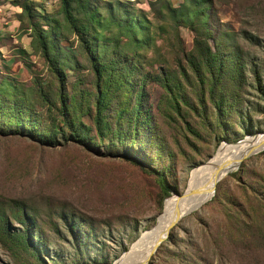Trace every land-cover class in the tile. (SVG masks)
Segmentation results:
<instances>
[{"label": "rangeland", "instance_id": "obj_1", "mask_svg": "<svg viewBox=\"0 0 264 264\" xmlns=\"http://www.w3.org/2000/svg\"><path fill=\"white\" fill-rule=\"evenodd\" d=\"M38 1L59 21L57 49L68 58L63 65L67 85L75 78L80 80L78 84L89 85V64L74 32L61 19L59 0ZM108 1L114 7L115 0H94L91 5L103 21L109 19L104 18ZM122 1L131 14L142 13L147 35L146 43L120 35V50L132 53L129 55L144 73L176 72L194 106L179 100L180 111L172 112L162 86L151 78L145 80L142 106L154 125L149 132L161 136L171 155L167 161L150 148L136 152L144 161L166 167L165 180L172 190L165 195L154 174L128 159L103 153L101 147L98 151L87 149L72 141L50 146L26 135L0 132V214H7L10 229L20 228L8 214L15 205L23 204L48 245L42 260L36 261L21 249L11 250L0 239V264H113L159 222L169 199L187 193L177 197L189 188L194 168L210 161L222 145L264 142V134L239 140L245 132L233 110L223 116L233 124L218 131L209 125L208 118L213 120L216 110L206 84L195 80L184 56V51L192 48L194 34L188 26L173 21L161 0ZM169 1L177 5L182 0ZM203 7L210 46L215 47L223 37V50L233 47L242 55L245 83L239 90L240 106L255 128L251 134L264 132V0H205ZM19 11L10 0H0V82L12 76L17 90L34 100L36 82L53 87L55 78L43 56L29 44V27ZM99 24V40L115 32L116 25L102 29ZM136 36L141 38L143 33L138 31ZM252 66L259 72L257 83ZM221 134L227 138L221 139ZM254 151L217 180L210 198L169 227L145 264H264V239L240 241L230 236L237 228L232 216L240 217L237 203L231 201H242L243 194L250 192L249 184H257L258 175L264 173V146ZM240 164L245 170L242 174ZM59 213L65 220L73 217L93 227L96 237L87 248V256L71 246V233L57 217ZM52 222L56 227H51Z\"/></svg>", "mask_w": 264, "mask_h": 264}, {"label": "trees", "instance_id": "obj_2", "mask_svg": "<svg viewBox=\"0 0 264 264\" xmlns=\"http://www.w3.org/2000/svg\"><path fill=\"white\" fill-rule=\"evenodd\" d=\"M10 1L19 6L18 15L27 21L29 27V44L43 56L48 70L54 75L55 85L50 87L36 82L35 98L30 100L17 90L12 76H5L0 82V132L26 135L50 146L72 141L87 149L96 148L98 151L101 147L103 153L128 159L154 174L161 191L168 195L172 188L165 180L166 167L154 166L136 152V149L150 148L151 153L163 155L167 161L171 155L163 147L161 136L149 132L154 125L142 106L145 80L151 78L162 86L172 112L180 111L179 100L190 108L194 106L187 100L185 86L176 72L144 73L129 55L132 53L120 50L117 42L122 37L120 35L135 43L145 41L147 29L142 13L131 14L122 0H115L114 7L108 1V15L104 18L109 19L103 21L96 6L91 7L94 0H59L61 19L74 32L91 71L89 85H80V80L75 78L68 86L63 68L68 58L58 52L57 18L47 14L43 2L38 0ZM161 1L173 21L188 26L194 33L192 48L184 51V56L195 80L206 84L216 110L213 120L207 117L209 125L215 131L225 129L232 122L224 121L223 116L233 110L239 117L240 129L245 134L253 133L255 128L240 106L239 90L245 83L242 55L233 47L223 50V37L218 38L215 47L210 46L203 21L205 0H182L177 5L169 0ZM99 23L103 25L102 29H108L110 24L116 25L115 32L99 40L96 35ZM138 31L143 33L141 38L136 36ZM250 69L257 83L259 72L253 66ZM182 74L187 77L183 68ZM261 91L264 92L263 87ZM35 105L41 109L35 108ZM220 137L227 138L222 134ZM240 170L241 174L245 172L242 166ZM249 190V193L243 194L242 201H231L237 203L236 211L240 217L236 214L232 216L237 228L230 236L234 240L255 242L259 237L264 239V173L258 175L257 184H249ZM6 215L3 212L0 214V239L11 250L21 249L36 261H41L43 253L48 250L47 240L23 204L15 205L8 214L10 220L19 222L20 228L10 229ZM57 217L63 219L66 230L71 233L69 242L74 250H82L79 253L87 256V248L93 245L96 237L93 227L81 219L76 221L72 217L65 220L61 213ZM56 224L52 222L51 227H56Z\"/></svg>", "mask_w": 264, "mask_h": 264}, {"label": "bare ground", "instance_id": "obj_3", "mask_svg": "<svg viewBox=\"0 0 264 264\" xmlns=\"http://www.w3.org/2000/svg\"><path fill=\"white\" fill-rule=\"evenodd\" d=\"M263 134L264 132L255 135ZM248 142L222 145L210 161L195 167L192 178L189 179L188 190L186 188V191L177 197L187 193L181 198L169 199L159 222L157 221L153 228L144 232L131 248L113 264H145L154 248L165 237L172 222L196 209L210 198L217 180L225 175L226 171L231 170L247 152L264 146V142H259L254 146L247 145Z\"/></svg>", "mask_w": 264, "mask_h": 264}, {"label": "water", "instance_id": "obj_4", "mask_svg": "<svg viewBox=\"0 0 264 264\" xmlns=\"http://www.w3.org/2000/svg\"><path fill=\"white\" fill-rule=\"evenodd\" d=\"M255 134H257V133H254V134H245L244 137L241 138V139H239V140H243V139L246 138L247 136H254ZM251 152H255V151H251ZM248 153H250V152H247V154H248ZM247 154H246V155H247ZM237 165H238V163H237L233 168L237 167ZM227 172H228V171H226V173H227ZM226 173H225V174H226ZM213 192H214V187H213V189H212V194H213ZM174 223H175V221L172 222V223L170 224V226H171L172 224H174ZM170 226H169V227H170ZM168 229H169V228H168ZM167 232H168V230H167ZM166 235H167V233H166ZM166 235H165V236H166ZM154 249H155V248H154Z\"/></svg>", "mask_w": 264, "mask_h": 264}]
</instances>
